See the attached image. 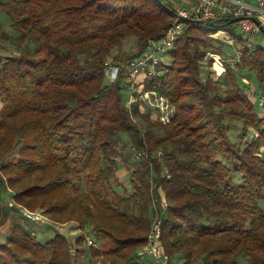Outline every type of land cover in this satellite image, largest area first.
Listing matches in <instances>:
<instances>
[{
  "label": "trees",
  "instance_id": "obj_1",
  "mask_svg": "<svg viewBox=\"0 0 264 264\" xmlns=\"http://www.w3.org/2000/svg\"><path fill=\"white\" fill-rule=\"evenodd\" d=\"M0 11L12 31L0 26V38L16 47L0 51V227L10 220L0 264H137L156 216L170 261L264 264V116L245 78L264 95V49L238 43L241 56L228 58L232 48L210 36L225 23H186L167 63L142 79L175 107L163 124L141 102L130 112L124 92L128 61L174 19L157 0H8ZM132 36L134 50L112 53ZM208 52L225 61L218 79ZM109 58L125 66L113 82ZM125 153L136 160L131 192L117 189ZM37 209L77 224L75 253L64 232L37 240L22 211ZM88 233L104 244L86 251Z\"/></svg>",
  "mask_w": 264,
  "mask_h": 264
},
{
  "label": "built area",
  "instance_id": "obj_2",
  "mask_svg": "<svg viewBox=\"0 0 264 264\" xmlns=\"http://www.w3.org/2000/svg\"><path fill=\"white\" fill-rule=\"evenodd\" d=\"M174 12V19L159 39H149L145 53L128 61L127 67L121 66L120 62L107 59L104 63L103 73L107 82H113L119 76L121 68L125 67L126 85L124 87L126 107L132 111L134 104L141 102L155 109L156 118L163 124H168L175 115V107L167 98L155 90H143L141 88L144 76H153L160 64L167 63L165 54L172 50L175 43L183 35L186 23L190 20L205 24L228 23L236 24L238 32L232 33L226 28H219L212 33L213 38L225 43L232 48L237 59L241 56L238 43L250 51L264 49V0H161ZM235 19V22L230 21ZM212 58L213 76L218 79L226 70L223 68L224 59L220 54L208 52L206 59ZM217 64L221 69L217 68ZM252 89V88H251ZM250 93V91H249ZM251 95L257 98V103L264 107V95L256 94L252 89ZM153 114V115H155ZM162 207H166L163 203ZM23 211V214L32 220H40L38 212ZM147 236V242L138 252V261L150 257L151 264H173L167 258L163 249L162 220L156 216ZM89 246L96 243L86 237ZM147 263H149L147 261Z\"/></svg>",
  "mask_w": 264,
  "mask_h": 264
},
{
  "label": "rangeland",
  "instance_id": "obj_3",
  "mask_svg": "<svg viewBox=\"0 0 264 264\" xmlns=\"http://www.w3.org/2000/svg\"><path fill=\"white\" fill-rule=\"evenodd\" d=\"M6 1H8V0H0V2H6ZM164 1L167 4H169V1H167V0H164ZM8 22H10L9 17L6 15L5 12L0 11V26H2L5 30H10L9 27H8V25H9ZM225 28H226L227 31H231L232 33L238 32L236 24H231V25H229L228 27H225ZM136 42H137V38H134L133 36L129 37V38H126V40L124 41V43L121 46L115 47V48L112 49V53L113 54L120 53V52L126 53V52H129V51H132L136 47ZM5 43H6V41L1 40V38H0V47H4V48H8L9 47V49H5V51H7L8 54H13V52L16 49L14 47H11V46H5ZM234 56L235 55L233 53V50L228 52V58H231V57L234 58ZM165 60H167L166 57H165ZM212 64H213V62H212ZM223 65H224L223 68L226 70L225 64H223ZM217 68L221 69V66L219 64H217ZM209 71H211V70L209 69V67L207 65H205L202 68L203 79L208 77ZM220 77H221V75H220ZM245 78H247L246 83L249 85L248 90L250 91V93H252V89H255V91L258 93L259 89L256 86L257 83L255 81V78L252 75H250V74H248V76L245 77ZM252 100L254 101V103L257 102V98L254 95H252ZM255 106H256L257 112L261 116H264V108L258 106V103L255 104ZM154 112H155V109H153V114H155ZM154 116L156 117V114ZM241 127H242L241 123L240 124L239 123H233V122L230 123L229 135H230V138H231L232 141L240 143L241 139H238V136H239V133L241 132L240 131ZM252 134H253V132L250 131V135L247 138L248 141L251 139V135ZM120 138H121V140H122V142L124 144L129 141L127 136H121ZM247 140H244L243 144H245V141H247ZM130 157H131L130 154L125 153L124 154V160L129 166H125V165L122 164V166L127 167L128 171L131 170L136 165V160H134L133 158H130ZM263 157H264V154H263ZM122 180L126 181L125 179H122ZM120 183L123 184V181H120ZM126 183H125L126 185H124V184L122 186L118 185L117 189L118 190H122V189L125 188L127 191H128V189H129V191H132L131 190V185L129 183V180ZM5 204L8 205V206H11V205L14 206L15 205L13 201L12 202H7V203L5 202ZM262 206L264 207V204H262ZM34 212H38L39 214H41L40 215V220H34L33 223L29 224L35 230V236H36L37 240H39L40 242H46L47 240L51 239L54 236L56 231L64 232L71 239L70 240L71 244H72L71 247H70L71 248V252L75 253V243H74L75 240H73V239H75L74 237L77 238L78 233H79V229L77 227V224L76 223H68V224L67 223L66 224L55 223L50 218H48L42 211H40V209H37ZM19 216L20 215L18 214V215H15L14 217L16 218V217H19ZM87 237H89L90 239H92L96 243V246H94L96 248H99L100 246H102V244H104L98 237L94 236L92 233H88ZM88 247H89V245H88V242H87L85 244L86 251H87ZM147 261L149 263L152 262L151 258L148 257L145 260L137 262V264H143V262L145 263ZM170 262H172L173 264H182L180 261H176V260H173V261H170ZM80 264H93V262H92V259H91L90 256H86L84 258V260L82 261V263H80ZM237 264H249V263H248V260L245 258V256H240L238 258V260H237Z\"/></svg>",
  "mask_w": 264,
  "mask_h": 264
},
{
  "label": "crops",
  "instance_id": "obj_4",
  "mask_svg": "<svg viewBox=\"0 0 264 264\" xmlns=\"http://www.w3.org/2000/svg\"><path fill=\"white\" fill-rule=\"evenodd\" d=\"M6 31H7V34H9V35L12 32L11 30H6ZM5 46H11V47H13L12 43H10V42L9 43H5ZM3 48L4 47H0V51L3 52V53H7V51H5V49H9V47L8 48H4V49ZM14 48L16 49L15 46H14ZM14 52H16V50ZM248 93H249V90H248ZM123 164L125 166H129L125 162ZM125 166H120V168H119V170L117 172V177H118L119 181H123V184L124 185H126L127 184L126 182L128 181V178H127V176H128V170H127V167H125ZM122 179H125L126 181H124ZM131 190H132V188H131ZM128 192H131V191H129V189H128ZM5 202L7 203V200ZM5 202H4V204H5ZM9 222H10V220H9ZM9 222H7L5 225H3L2 227H0V239H2L3 238L2 236L7 233L8 228H9V225H10ZM74 238L76 239V237H74ZM75 239H73V240H75Z\"/></svg>",
  "mask_w": 264,
  "mask_h": 264
},
{
  "label": "water",
  "instance_id": "obj_5",
  "mask_svg": "<svg viewBox=\"0 0 264 264\" xmlns=\"http://www.w3.org/2000/svg\"><path fill=\"white\" fill-rule=\"evenodd\" d=\"M162 6H164L165 7V9L166 10H169V12L170 13H172V14H174V12H173V10H170V8L166 5L165 6V4L161 1V0H157ZM236 20H238V19H233L232 21H230V23H233V22H235ZM189 22H193V20H190ZM195 22V21H194ZM229 24V22L228 23H226V24H224L225 26H227ZM211 25H213V24H211Z\"/></svg>",
  "mask_w": 264,
  "mask_h": 264
}]
</instances>
